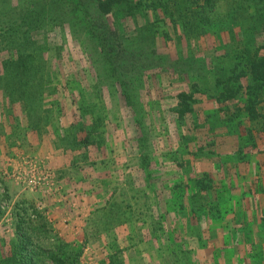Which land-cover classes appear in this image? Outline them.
I'll use <instances>...</instances> for the list:
<instances>
[{
    "label": "rangeland",
    "instance_id": "obj_1",
    "mask_svg": "<svg viewBox=\"0 0 264 264\" xmlns=\"http://www.w3.org/2000/svg\"><path fill=\"white\" fill-rule=\"evenodd\" d=\"M146 10L149 33H135L131 21L126 44L117 42L131 52L123 62L136 64L122 83L69 28L47 34L57 90L45 94L54 112L40 128L29 127L23 103L0 87V264L18 237L29 239L36 264H56L51 255L67 243L82 251L81 264H223L243 208L264 196V117L229 122L214 87L216 65L249 36L222 27L186 34L181 10ZM183 91L193 111L181 117ZM79 127L77 140L90 133L92 142L75 143ZM71 171L81 181L66 179ZM107 208L120 215L112 230L98 213ZM161 214L174 243L160 230L145 247Z\"/></svg>",
    "mask_w": 264,
    "mask_h": 264
},
{
    "label": "trees",
    "instance_id": "obj_2",
    "mask_svg": "<svg viewBox=\"0 0 264 264\" xmlns=\"http://www.w3.org/2000/svg\"><path fill=\"white\" fill-rule=\"evenodd\" d=\"M146 7L155 11L161 8L165 13L181 10L182 18L187 16L184 19L186 34H196L194 31L201 27L215 33L220 27L233 35L238 31L246 33L249 37L241 39L244 47L229 49L225 55L229 59L227 63L216 65L214 87L220 89L218 101L227 104L229 122L238 118L241 122L264 117L259 111L260 106V110L264 109V98L260 96L264 92V53L261 52L264 44L258 41V36L264 35V0H19L16 3L0 0V87L12 102L23 103L30 128H40L54 112L55 102L51 101L49 106L45 102L46 95L57 90L52 84L54 70L50 67L49 53L55 47L50 43L49 33L55 36L57 28L62 31L69 28L71 35L86 45L91 61L107 63L108 77L122 83L123 70L136 64L123 62L131 52L125 46L121 49L118 46L126 44L123 41L126 37L129 39L126 30L131 21L135 33H138L137 29L149 33L151 23L146 18ZM40 35H43L42 39H39ZM188 96L185 91L179 93V98L183 99L180 106L185 105L178 109L181 117L193 111L184 101ZM82 129L84 127L75 129V143L92 142L90 133L83 140H77ZM253 204L246 205L239 215L241 221L234 223L232 230L235 228L240 235L227 257L221 253L219 260L223 264H264V196ZM100 212L108 214L104 221L112 230L120 215H113L110 208ZM166 222L164 215L156 217L151 222V232L154 237L160 230L161 235L167 232V239L173 244ZM93 224L100 232L102 225L96 218ZM29 242L27 238L18 237L3 264H36ZM67 244H61L67 248L53 253L51 259L56 264H81L82 251L74 252L72 245ZM175 253L173 249L171 255ZM113 262L116 263V258Z\"/></svg>",
    "mask_w": 264,
    "mask_h": 264
},
{
    "label": "crops",
    "instance_id": "obj_3",
    "mask_svg": "<svg viewBox=\"0 0 264 264\" xmlns=\"http://www.w3.org/2000/svg\"><path fill=\"white\" fill-rule=\"evenodd\" d=\"M69 174H66L65 175V178L66 179H68L70 176H72V177H74V178H76V176L74 175V173H76V171L74 172V171H71V172H68ZM76 179H78L79 181H81V179H79V178H76ZM257 202V201H256ZM255 203V202H254ZM82 204H83V206H85L86 208L87 207H89V206H93V204H94V200L93 199H91V200H87V198H84V200H83V202H82ZM251 205H253L254 206V204L253 203H247V206H251ZM73 225H75V224H73ZM148 225V224H147ZM68 227H70V226H68ZM146 234H148V236L147 237H144V239H143V243H144V245H145V247L147 246L148 247V243L153 239L154 240V238H152L153 236H152V232H151V229H146ZM149 234H151V235H149ZM143 243H142V245L141 246H143L144 247V245H143ZM213 247L211 248V252L210 253H212L213 252ZM153 253V252H152ZM152 253H151V251H150V249L148 248L147 250H145L144 252H142V256H144V258L145 259H147V260H149V256H150V254L152 255ZM213 256V255H212ZM151 258V257H150Z\"/></svg>",
    "mask_w": 264,
    "mask_h": 264
}]
</instances>
